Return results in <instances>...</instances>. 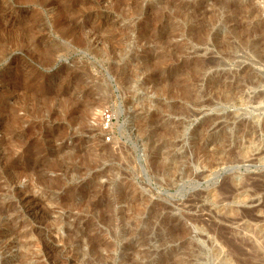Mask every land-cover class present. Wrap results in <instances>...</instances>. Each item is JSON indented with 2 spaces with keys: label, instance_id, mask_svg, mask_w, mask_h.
<instances>
[{
  "label": "rangeland",
  "instance_id": "obj_1",
  "mask_svg": "<svg viewBox=\"0 0 264 264\" xmlns=\"http://www.w3.org/2000/svg\"><path fill=\"white\" fill-rule=\"evenodd\" d=\"M165 1L0 0V264L84 263L77 238L92 217L108 264H218L208 236L223 204L208 193L225 182L255 199L229 202L231 228L251 219L264 239V57L217 16L203 43L189 32L174 45L184 23ZM250 74L255 87L224 98ZM97 143L113 156L91 168L77 151ZM102 209L114 219L100 223Z\"/></svg>",
  "mask_w": 264,
  "mask_h": 264
},
{
  "label": "bare ground",
  "instance_id": "obj_2",
  "mask_svg": "<svg viewBox=\"0 0 264 264\" xmlns=\"http://www.w3.org/2000/svg\"><path fill=\"white\" fill-rule=\"evenodd\" d=\"M162 5H164V6H162ZM162 5H161V8L164 7L170 11V17L172 20L175 17L179 16L183 20L182 23H184L182 26L180 24L179 29L176 28L175 30H173L174 32H171L173 34L170 35L171 38L169 37V39H171L172 42L175 38H178L179 36L183 37V39H185V36H187V37L189 36L187 38V40H189L190 35H187V34L190 32L193 34V36H192V34H191V36L193 37L194 42H200L201 43L203 40L206 39V38L204 39L205 35L203 34V32L205 33V31L208 30V27L212 24V22L209 21V17L213 18L212 16H217V17H215V20H216V18H217V21L220 20V23L222 24V26L223 25H230L233 28L232 30H237V32H238V29L241 30L242 32L241 31H239V32H241L243 34V39H244L243 41H245L246 43H248V36L253 38L249 41V43L252 45V47L255 48L258 56L264 57V13H263L264 11L261 10L262 8H260V5H258L256 0H197L195 2H191L189 0H166L165 2L162 3ZM159 12H161V11H159ZM168 15H169V12H168ZM174 22H175V20L172 23H174ZM248 26H249V28H248ZM243 41H242V44H243ZM185 42H183L182 44H180L181 43L180 42L179 44L185 45L186 44ZM174 45H175V43H174ZM173 51H174V55H175V52H176L175 49H173ZM184 56H186V55L184 54L183 57ZM197 57H200V56H197ZM246 77L247 78H245L242 85H238L236 87L232 86L233 89L231 90L230 94L224 92V94H225L224 98L228 99L229 96H234V95L236 96L238 93L242 94L241 92H243V93L245 92V94H246V93H248V91H246V90L244 91V88L248 87V82H249V84H252L253 86L258 81L260 82V80H258V78L256 81V77L253 74L249 75V81H248V75ZM187 93H185L186 98H190L192 96V93L189 90ZM245 96H248V95H245ZM259 97L260 98L263 97L262 92L254 95L255 99H257ZM203 105L205 106L207 104L206 103L201 104V106H203ZM211 145L206 147L201 152L204 151V153H206V155H210L209 157H212L213 155L216 156L218 150H220V149L217 148L216 146L210 147ZM200 148H201V146H200ZM83 151H85L88 155H90L92 157L91 162H93V165L91 166V168L102 167L103 166V165L101 166L102 161L113 156L110 148L108 146H106L105 144H100V143L95 144L89 150L84 149V148L82 149L80 147V148H78L77 153L80 155L81 153L83 154ZM229 151L230 150H226V152H229ZM241 153H243V152H241ZM199 154H200V152H199ZM234 154L235 153H233V155L227 154L228 156L226 155L225 157H215L211 161L209 159L210 162L209 163L207 162L208 163L207 166H209L208 169H210L212 171L214 169L219 168L221 165H224L228 162H231L232 160L236 161V158L233 157ZM20 155H22V154H20ZM205 158H207V157L205 156ZM18 159H19V157H18ZM88 164H90V162ZM174 164H176V163H174ZM115 167H116L115 165L114 166L112 165L111 167H109L105 170H100V171L96 172L93 176L94 180L98 176L106 174L107 170L110 171V170L115 169ZM175 167H177V166H175ZM173 168H171V170ZM183 171L185 172V170H183ZM184 172H180V173H184ZM170 173L172 175L168 178L170 179V181L172 183L175 184L176 179H177L176 175H175V173L173 174L172 171H170ZM186 174H188V172L187 173L185 172L183 175H186ZM203 174H204V172L202 173V175L197 174L195 178H201V177H203ZM177 177H178V175H177ZM94 180H93V182H94ZM94 186L97 189V186L95 184H94ZM263 186H264V182H259V183L255 184V186H254L255 191L256 192L259 191L261 188H263ZM101 188H102V186H101ZM243 189L245 190L244 184L241 181L240 182H238V181L237 182H230V184L228 182H225V184L220 189H217V190L214 189L208 193V195H210V197H212V199H213L212 201L216 203V204L214 203L216 206L218 205L217 204L218 202L223 204L222 208H221V206L219 207L220 210L217 206L218 211L215 210L217 212V214L215 213V216L222 221V224L224 223L225 225H222V226L218 225L216 227L215 226L216 224L215 225L213 224L212 227L210 226L211 228L209 227V229H211L210 232L212 234L210 233L211 235L208 236L209 239L211 238L210 241L213 244V250L216 252L215 253L212 250L215 253L214 254V256H215L214 261L216 262L219 260L218 264H264V239H263L264 235H263V232H262L263 237L262 236L258 237V238L263 239L261 241L259 239L258 240L256 239V237H257L256 232L258 230L257 228L255 231V235H256L255 237H254V234L249 233L251 231V228H249V225L251 223V219H248L249 220L248 223H246L244 221L246 224H248V228H247L248 231H246V232H245L246 227L244 228V226L246 225L245 223H244L245 225L243 226V228H236V229L231 228L232 223L237 224L236 222H237V220L239 221V217L235 216V213L233 212L236 209V206L231 207V205H229V202L231 200L232 201L237 200V201H240V203H241V201H244V202L248 201L249 203H254V201H255V199H253L252 197H249V199H248V197H247L248 194L245 195L246 192ZM97 191H98V189H97ZM117 198L118 197H116L115 199H117ZM96 202H97V200H96ZM213 202H212V204H213ZM91 203H93V202L91 201ZM97 203H95L93 205L90 204V205H92L91 206L92 212L100 209V206L97 207L99 205V204L97 205ZM232 203L234 204V202H232ZM219 205H221V204H219ZM107 212H108V210H103V209L101 210L100 216L98 217V221H100V223L101 222L106 223V220L110 221V220L114 219V216L113 215L109 216V214ZM237 212H238V210H237ZM239 213H240V210H239ZM245 214H246V212H245ZM242 216H244V215H242ZM256 216L258 217V218L255 217L257 220H261L260 215H256ZM93 219H94L93 217L90 219V221L87 224L85 231H83L81 233V236L79 238H77V244H76L77 248L76 249L78 251V254H80V256L82 255V257H83V255H85V254H87L89 256V259L84 261L85 264L107 263L108 259H107L106 255L102 252H104V250H108L110 248V244L106 240H104V238L102 237L103 236L102 231L97 230L94 235L87 234V233H89V232H87V230L88 229L90 230V228H92V227L94 228V226L96 224ZM78 220H80V219H78ZM256 226L259 227V229H260V225L257 224ZM252 231L254 232V228ZM260 231H263V230L260 229ZM185 232H186V230H185ZM7 233L8 232H6V234ZM67 237H68V239H69V237H70V239L72 238L70 233ZM72 240H75V239H72ZM85 242L88 245V249L82 250L83 248H85V247H83L86 244ZM74 244H75V242H74ZM210 245H211V243H210ZM44 246H46V245H44ZM74 255H76V253ZM212 255H213V253H212ZM186 258L183 260V262L185 264L189 260V258H188V260ZM76 259H78V258H76ZM80 261H82L81 258H80ZM84 263H82V264H84Z\"/></svg>",
  "mask_w": 264,
  "mask_h": 264
}]
</instances>
